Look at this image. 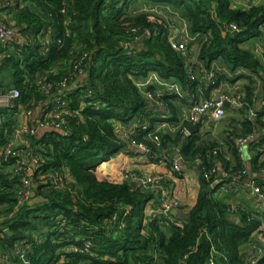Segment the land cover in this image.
<instances>
[{
	"label": "trees",
	"instance_id": "obj_1",
	"mask_svg": "<svg viewBox=\"0 0 264 264\" xmlns=\"http://www.w3.org/2000/svg\"><path fill=\"white\" fill-rule=\"evenodd\" d=\"M135 1L0 0L7 24L23 35L0 48L4 53L0 94L14 89L21 93L13 106L0 107V253L10 254L17 264H210L211 259L215 264H249L239 246L251 239L262 219L239 209L241 222L236 223L232 204L215 196L220 186L215 181L222 179L228 185L244 167L236 142L225 146L232 151L231 160L217 141L200 145L195 136L165 133L160 148L146 137L144 125L151 130L157 119L151 117L150 99L141 93L136 77L157 71L164 78L175 75L193 83L184 58L169 39L170 26L152 12L142 13L143 9L133 14L130 6ZM144 1L182 12L188 30L208 35L200 53L206 64L220 55L235 68L257 63L242 45L260 35L264 6L242 11L231 8L228 0ZM78 65L85 69L86 82L71 87ZM63 81L66 87L59 86ZM49 83L53 88L46 91L43 85ZM62 91L66 109L72 113L68 127L33 135L32 149L26 153L38 157L39 167L29 176L31 198L20 203L22 177L28 169L16 174L14 160L5 156L14 133L13 117L20 107L30 111ZM135 124H140L135 139L147 143L153 161L160 159L163 150L171 159L172 145L184 157L202 160L197 202L181 217L171 211L157 212L146 223L145 206L160 198V191L139 183L133 186L128 180H102L96 174L100 164L132 145L120 136L117 125L132 130ZM256 129L264 130L262 114L246 118L240 134L245 137ZM263 141L253 143L256 172L264 165L258 150ZM217 163L223 171L207 178L205 173ZM85 240L91 242L89 251L77 250ZM24 245L30 250L21 260L14 251ZM258 264H264V256Z\"/></svg>",
	"mask_w": 264,
	"mask_h": 264
},
{
	"label": "crops",
	"instance_id": "obj_2",
	"mask_svg": "<svg viewBox=\"0 0 264 264\" xmlns=\"http://www.w3.org/2000/svg\"><path fill=\"white\" fill-rule=\"evenodd\" d=\"M228 1L231 8L242 11L249 10L253 6H264V0ZM141 9H143L142 13L152 12L156 16L162 17L171 28H175V30H170L169 39L186 43L189 50L187 57L184 59L185 64L186 66L188 64L197 66L198 78L193 84H187L180 76L174 75L164 78L157 71H151L145 76L136 77L135 83L142 94L143 92L144 94L145 92H152L159 96L158 101L150 100L149 102V113H151L152 118L157 119L155 126H160L164 122L172 124L185 120L188 109L194 101L215 97L219 93L240 96L239 104L227 105V115L224 121L217 123L210 118H205L202 122L195 123L199 125V131L193 133L188 129L190 126L195 125L193 123L186 125V133L181 131L171 133L168 132L166 126H161L162 138L165 133H171V135L179 133L184 138L193 136L199 138L201 141L200 145H207L212 141H217L225 147L229 141H235L237 144L243 138L240 133L242 132V123L246 118L255 119L262 114V119L264 120V27L259 36L249 38L242 45V48L249 50L253 54L257 62L253 64L255 68H244L242 66L235 68L222 55L215 57L206 64L200 58V53L203 41L208 39V35L202 36L201 34H195L188 30V22L182 12L176 11L166 4L153 5L144 0H137L130 6V11L133 14H136ZM2 15L6 22V14L3 13ZM210 73L215 74L216 84L211 83L209 79ZM86 77V74L78 76L74 79L71 87L85 83ZM249 88L251 91H248ZM64 94L62 91L61 95L54 97L50 102L41 103L30 111L20 107L13 117V127H11L14 133L11 140L15 139V133L19 128L25 126L37 127L39 120L43 119L47 114L49 115L55 109L58 101L65 100L66 102ZM164 99H167L171 105L168 106ZM154 104H157V107ZM245 106H247V109H245ZM52 129V127H38L37 133H35L36 135L23 133L15 141V145L25 152H29L34 143L33 137H41L45 132L51 131ZM233 129H237V133ZM128 130L121 125H117V131L118 133L120 132L121 137ZM249 136H254V138L242 145L243 156H240L244 167L247 169V174L239 179V184L233 189L231 186H225V184L221 186L222 184H218L220 186L215 193V196L232 204V210L237 211L232 216V219L236 223L241 222L242 213L238 212L239 209L242 211L247 210L254 215H259L261 219L264 218V197L258 196L254 189L247 184L249 180L255 179L264 191V165L257 172L252 170L254 159L257 155L253 143L264 140V130L256 129L253 134L245 137ZM246 144H248V158L245 154ZM137 149L136 146L130 144L125 149H122L110 162L102 165L105 168L104 170H100V168L96 170L98 178L102 180L105 178H118L123 172L128 170L137 171L144 176L159 177L163 183V190L168 191L180 201L181 207L177 213L181 217L182 214L190 210L197 202L201 187L200 173L198 171L199 162H197L195 157H184L179 149H176L175 145L171 146V149H174L172 150V158L169 159L167 157L166 161L161 160V158L158 161H153L151 152L150 154L144 153ZM225 151H227V157L233 160L232 151L227 150L226 147ZM174 159L178 161L177 165L174 163ZM261 163L264 164V155L260 158V165ZM177 167H179L180 172L176 171ZM222 188H225L228 194H223L221 192ZM160 205V198L153 199L146 204V223L157 212ZM239 249L246 261L262 255L264 254V237L254 232L252 233L251 239L248 242L242 243Z\"/></svg>",
	"mask_w": 264,
	"mask_h": 264
},
{
	"label": "built area",
	"instance_id": "obj_3",
	"mask_svg": "<svg viewBox=\"0 0 264 264\" xmlns=\"http://www.w3.org/2000/svg\"><path fill=\"white\" fill-rule=\"evenodd\" d=\"M233 29H236V26L234 24L231 25ZM136 31L135 28H132V32L134 33ZM23 35L20 33V31L14 30L12 27H10L4 20V16L0 12V48L3 42H8L11 43L13 40L17 39H22ZM138 40L139 38H135ZM172 43L173 48L180 53V55L185 59L187 57L188 53V46L184 42H177L174 40H170ZM58 43H61V40L58 41ZM131 53V52H129ZM4 57V53L0 51V60ZM187 69V75L188 79L192 82L195 83L198 76H197V66L193 64H188L186 66ZM75 74L76 75H84L85 74V69L82 68L80 65L75 67ZM209 79L211 83L216 84L215 80V74L210 73L209 74ZM59 86L61 87H66L67 82L63 81L59 83ZM43 88H45L46 91H50L53 88V84H44ZM91 92V91H90ZM21 93L19 90L14 89L12 92L9 94H0V107H11L14 105L15 99H19ZM143 95L147 97L150 100H159V96L156 95L155 93L152 92H143ZM240 103V96H236L233 94H228V93H219L215 97H211L208 99H202L198 101H194L189 109L188 113L185 116V120L178 121L177 123H161L162 125L158 126L156 125L154 128L149 130V124L144 125V130H147V135L146 137L155 145L161 148L162 144V137H161V126H166L168 129V132L171 133H176V132H185L186 133V125L188 123H199L202 122L203 119L205 118H210L213 121L220 123L226 115H227V105H235ZM67 104L64 101H58L56 104V108L44 116L43 119L39 120L37 127H21L19 128L16 133H15V139L11 140L8 144V146L5 149V156L6 160L13 159L14 163L12 164V170L16 173L19 174L23 168L28 169V174H25L22 177V184H21V190L19 192V201L20 203H24L25 201H28L31 196H32V186L31 182L32 179L29 177L34 173V170L39 167V159L35 155L28 156V154L23 150V149H16L15 147V141L20 137L23 133H29V134H35L37 133V128L38 127H52L57 130H65L68 127V116L71 115L72 113L66 109ZM31 115V113H29ZM3 121L0 119V128H2ZM140 128V124H135L132 128V130H128L124 133V138L127 139L128 141H131L133 146H137L141 151L144 153H150L149 146L145 142H137L135 139V135L137 130ZM254 136H249V137H243L241 138L237 145H238V152L240 156H243L242 153V145L250 140H253ZM217 148L214 150L215 154H218ZM259 151L262 152L264 155V144L258 149ZM9 158V159H8ZM160 158L163 161L167 160L166 156V151L163 150L162 153L160 154ZM197 162L201 163L202 160L200 158H196ZM110 162V160L108 161ZM107 163V162H105ZM174 163H178L176 159H174ZM177 172H180L179 167L176 168ZM222 168L217 164H215L209 171L205 173V176L209 178L212 174L217 173V172H222ZM247 174V169L243 167V169L237 173L234 174V179L232 182L228 184V186H231L232 189L235 188L239 184V179ZM226 176V174L224 173ZM108 181L112 182H123V181H135L139 183L140 185H143L144 188L150 189V190H155V191H160L161 190V196H160V201L161 205L158 208L157 212H168L171 211L172 209L176 208L179 209L181 207L180 201L175 198L171 193H169L166 190H163L161 187V178L156 177V176H145L142 177L141 174H139L137 171L133 170H128L125 171L121 174V176L118 179H107ZM142 183V184H141ZM223 180L217 179L215 181V185L218 184H223ZM247 184L254 189L256 194L258 196L264 197V191L261 186H259L256 182L255 179H251L247 182ZM130 207L126 209V214L130 211ZM156 212V213H157ZM114 220L117 219V214L113 217ZM124 226V223H122L121 227ZM259 233L262 237H264V218L262 219L261 225L258 227V229L255 231ZM88 240L84 241V244H82L81 248H76L77 250L81 252L89 251L90 249V244ZM30 250L29 246L24 247H18L16 251H14V254L20 258L21 260H26L28 256V252ZM264 256L258 255L255 258L249 260V264H258L259 260ZM0 263L1 264H17L14 259L11 257L10 254H1L0 253ZM210 264H215L214 260L211 259Z\"/></svg>",
	"mask_w": 264,
	"mask_h": 264
},
{
	"label": "rangeland",
	"instance_id": "obj_4",
	"mask_svg": "<svg viewBox=\"0 0 264 264\" xmlns=\"http://www.w3.org/2000/svg\"><path fill=\"white\" fill-rule=\"evenodd\" d=\"M166 25L169 26V24H168L167 22H166ZM170 30H175V28H174V27H172V28L170 27ZM150 72H151V71H150ZM78 76H80V75H76V78H77ZM76 78H75V79H76ZM55 108H56V107H55ZM222 121H224V119H223ZM222 121H220V122H222ZM161 145H162V144H161ZM137 148H138V147H137ZM138 150H140V149L138 148ZM247 150H248V144L245 145V154H246V157L248 158L249 155L247 154V153H248ZM140 151H141V150H140ZM141 152H143V151H141ZM112 159H113V158H112ZM105 162H108V161H105ZM98 168H100V170H104V169H105V168H103L102 164H100V165L97 167V169H98ZM120 176H121V175H120ZM120 176H119V177H120ZM141 176H142V177H145V176L142 175V174H141ZM146 176H150V175H146ZM106 177H108V176H106ZM119 177H118V178H119ZM118 178H111V179H118ZM105 179H106V178H105ZM141 184H142V183H141ZM223 185H224V184H222L221 186H223ZM225 186H227V184H225ZM161 187H163V183L161 184ZM225 190H226L225 188H222L221 192H222L223 194H225V193L228 194L227 191H225ZM158 191H159V190H158ZM160 196H161V190H160ZM155 214H156V213H154L153 215H155ZM153 215H152V216H153ZM79 239H80V238H79ZM79 239H78V240H79Z\"/></svg>",
	"mask_w": 264,
	"mask_h": 264
},
{
	"label": "water",
	"instance_id": "obj_5",
	"mask_svg": "<svg viewBox=\"0 0 264 264\" xmlns=\"http://www.w3.org/2000/svg\"><path fill=\"white\" fill-rule=\"evenodd\" d=\"M188 129L190 130L191 133L196 132V131H199V125L198 124H195L193 126H190ZM131 183H132L133 186H137V182L132 181ZM171 212H172V214H177L178 209L174 208V209H172ZM5 232L8 235H13V232L10 229H6Z\"/></svg>",
	"mask_w": 264,
	"mask_h": 264
},
{
	"label": "bare ground",
	"instance_id": "obj_6",
	"mask_svg": "<svg viewBox=\"0 0 264 264\" xmlns=\"http://www.w3.org/2000/svg\"><path fill=\"white\" fill-rule=\"evenodd\" d=\"M104 164H105V162L102 165H104Z\"/></svg>",
	"mask_w": 264,
	"mask_h": 264
},
{
	"label": "clouds",
	"instance_id": "obj_7",
	"mask_svg": "<svg viewBox=\"0 0 264 264\" xmlns=\"http://www.w3.org/2000/svg\"><path fill=\"white\" fill-rule=\"evenodd\" d=\"M6 230V229H5Z\"/></svg>",
	"mask_w": 264,
	"mask_h": 264
}]
</instances>
